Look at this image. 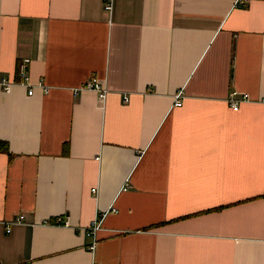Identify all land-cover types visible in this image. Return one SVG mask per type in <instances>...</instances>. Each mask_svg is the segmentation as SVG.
Here are the masks:
<instances>
[{
    "label": "crops",
    "instance_id": "obj_1",
    "mask_svg": "<svg viewBox=\"0 0 264 264\" xmlns=\"http://www.w3.org/2000/svg\"><path fill=\"white\" fill-rule=\"evenodd\" d=\"M2 78L0 264H264V0H0Z\"/></svg>",
    "mask_w": 264,
    "mask_h": 264
},
{
    "label": "built area",
    "instance_id": "obj_2",
    "mask_svg": "<svg viewBox=\"0 0 264 264\" xmlns=\"http://www.w3.org/2000/svg\"><path fill=\"white\" fill-rule=\"evenodd\" d=\"M114 2L115 0H103L104 9L108 11L109 13H112L114 9ZM238 2L239 0H235V3H238ZM20 74L23 79V82L21 83V85L31 87L30 79L26 74V68L22 69ZM14 86H15V83L8 78H2L0 80V88L6 93H11L12 88ZM85 88L95 91L98 94V97L100 101L102 102V104L104 105L106 103L108 96H109V91L106 88V86L103 85L98 79L93 78L90 81H88L85 85ZM29 94L30 95L33 94V89L29 91ZM123 100L125 103H128L130 98L128 95H123ZM181 103H182V97H181V94L179 93L178 95L175 96V105H180ZM239 105H240V102L234 101L232 103V109L234 111H238L240 108ZM23 223H24L23 215H19L13 218L12 220H9L7 223V233L11 232L12 225H21ZM101 227H102L101 219L97 218L93 221L92 225L89 227L87 231V237L91 238L93 242L91 249H94L96 246L95 241L97 239L98 232L101 230Z\"/></svg>",
    "mask_w": 264,
    "mask_h": 264
},
{
    "label": "trees",
    "instance_id": "obj_3",
    "mask_svg": "<svg viewBox=\"0 0 264 264\" xmlns=\"http://www.w3.org/2000/svg\"><path fill=\"white\" fill-rule=\"evenodd\" d=\"M4 148L7 150V145H6V143H4V142H0V151L2 150H4Z\"/></svg>",
    "mask_w": 264,
    "mask_h": 264
}]
</instances>
